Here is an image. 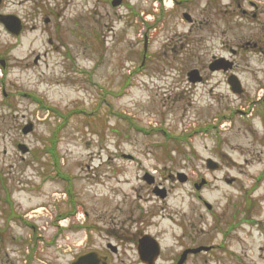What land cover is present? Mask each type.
Masks as SVG:
<instances>
[{"label": "rangeland", "instance_id": "obj_1", "mask_svg": "<svg viewBox=\"0 0 264 264\" xmlns=\"http://www.w3.org/2000/svg\"><path fill=\"white\" fill-rule=\"evenodd\" d=\"M18 2L6 0L5 10L29 19L31 6ZM56 5L60 15L53 22L26 21L41 31H26L17 38L0 25V57L10 62L6 71L0 67V170L14 187H20L19 177L39 182L32 199L53 194L55 213L70 206L80 217L70 221L84 220L95 228L88 230L93 246L105 245L107 232L118 220L144 222L158 239L171 244L179 199L184 196L187 207L191 196L189 186L169 175L176 171L191 175L193 147L203 155L204 144L194 132L190 100L175 99L177 70L139 65L145 22L143 16H131L128 5L50 0V7ZM154 33L150 61L160 63L159 48L170 32ZM50 37L59 49L51 48ZM49 49V55L34 64L36 56ZM29 122L34 130L25 135L22 127ZM19 142L33 152L26 160L17 149ZM52 147L56 162L59 159L55 172L48 161L53 162L52 154L46 152ZM122 153L136 160H126ZM144 170L159 175L169 190L167 200L155 198L138 179ZM45 174L53 180L42 184ZM62 174L70 175L69 181L58 176ZM138 212L140 219L134 218ZM83 238V233L72 231L73 246L82 245ZM59 256L50 254V260L64 264L66 258ZM126 256L115 263L140 264L124 261Z\"/></svg>", "mask_w": 264, "mask_h": 264}, {"label": "flooded vegetation", "instance_id": "obj_2", "mask_svg": "<svg viewBox=\"0 0 264 264\" xmlns=\"http://www.w3.org/2000/svg\"><path fill=\"white\" fill-rule=\"evenodd\" d=\"M126 1L132 6L131 16L144 17L142 65L177 70L175 99L190 100L194 132L204 140L203 155L193 147L192 174L180 181L189 186L190 204L186 207L184 196L179 199L175 241L161 245L159 258L164 264H179L181 259L180 264H264V0H123V4ZM48 2L19 0L32 6L24 21L49 23L59 16L57 5L52 8ZM5 8L2 0L0 13L7 14ZM160 30L170 34L162 40V61L156 63L150 60L155 53L154 31ZM48 54H38L34 64ZM0 63L10 64L7 59ZM144 177L141 182L159 200L156 192L166 189L163 182L155 175L151 183ZM8 180L0 178V264H54L50 254L62 255L58 258H66L64 264H72L87 251L93 256L90 264H116L122 255H127L124 261L143 264L140 241L158 236L144 222L118 220L107 232L105 245L93 246L88 230L95 228L85 221L67 222L70 206L55 213L53 194L32 199L39 182L19 177L20 187H14ZM40 180L43 184L53 179L45 174ZM134 216L142 217L139 212ZM73 230L86 234L82 245L73 246Z\"/></svg>", "mask_w": 264, "mask_h": 264}, {"label": "water", "instance_id": "obj_3", "mask_svg": "<svg viewBox=\"0 0 264 264\" xmlns=\"http://www.w3.org/2000/svg\"><path fill=\"white\" fill-rule=\"evenodd\" d=\"M119 3V1H114L113 2V5H117ZM4 23L6 25V27L14 32L15 34H19L20 30H21V24L19 23L18 19H13V18H9V19H4ZM31 130V126H27L25 129H24V132L27 133ZM86 257H82L81 258V261L82 260H85ZM80 263V262H79ZM74 264H77V263H74Z\"/></svg>", "mask_w": 264, "mask_h": 264}]
</instances>
